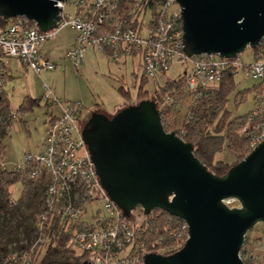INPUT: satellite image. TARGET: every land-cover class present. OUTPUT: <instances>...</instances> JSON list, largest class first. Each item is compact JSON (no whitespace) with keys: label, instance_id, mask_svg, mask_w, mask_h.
I'll return each instance as SVG.
<instances>
[{"label":"built area","instance_id":"built-area-1","mask_svg":"<svg viewBox=\"0 0 264 264\" xmlns=\"http://www.w3.org/2000/svg\"><path fill=\"white\" fill-rule=\"evenodd\" d=\"M154 1L156 14L149 15L146 20V12L138 8V4L129 3L126 17L119 18L115 12L120 0H66L57 3L61 9L60 19L49 33H42L34 22L24 17L8 20L0 30V94H5L12 61L36 76L54 71L55 64L43 58L40 49L46 42L54 40L58 32L70 28L76 32L75 47L66 53L65 59L75 69L84 63L88 48L99 53L109 50L113 60H118L121 55L138 56L142 76L158 86L172 66L180 65L186 79L183 92L189 95L190 103L194 97H201L198 90L216 87L223 73L230 69L256 80L261 88L253 95L252 109L241 130L244 134L251 128L248 133L250 148L256 147L264 140V38L259 44L262 50L258 58L249 65L241 64L238 57L185 56L178 5L173 0ZM66 4L74 10L73 14L65 13ZM43 91L42 99L47 105L57 107L60 115L47 125L41 150L24 153L13 168L24 174L19 184L22 190L28 183L41 186L35 225L40 235L29 254L24 252L19 257L22 263L38 260L35 247L54 239V233H41L43 226L50 227L54 221L59 233L68 238V247L83 256L86 264H143L144 254L153 252L169 256L179 251L188 238L187 225L177 218L170 219L166 228L169 238L152 240L144 239L137 224L132 225L121 218V211L97 184L93 163L88 160L80 139V124L85 121L82 104L57 99L45 84ZM178 101L175 94L165 96L158 105L159 112L164 113ZM21 116L19 108L10 111L11 122ZM0 167L4 169L2 164Z\"/></svg>","mask_w":264,"mask_h":264},{"label":"water","instance_id":"water-1","mask_svg":"<svg viewBox=\"0 0 264 264\" xmlns=\"http://www.w3.org/2000/svg\"><path fill=\"white\" fill-rule=\"evenodd\" d=\"M65 1L0 0V19L24 17L49 33L60 19L57 3ZM173 1L185 56L235 59L264 38V0ZM79 135L97 184L121 218L158 209L187 225L179 251L144 254L143 264H245L239 257L245 236L264 224V140L218 177L194 156L192 144L164 130L151 100L117 109L111 118L90 111ZM228 200L239 207H228Z\"/></svg>","mask_w":264,"mask_h":264},{"label":"trees","instance_id":"trees-1","mask_svg":"<svg viewBox=\"0 0 264 264\" xmlns=\"http://www.w3.org/2000/svg\"><path fill=\"white\" fill-rule=\"evenodd\" d=\"M129 3L132 5L138 4V8L140 7L146 13H150L151 16L156 14L157 6L154 0H120L115 15L119 18L126 17L130 10ZM136 22L135 20L134 25H136ZM6 23L7 21L0 19V30L4 28ZM260 50H262L261 46L252 50V60L258 58ZM110 55L112 54L110 53ZM238 72L236 69L224 72L220 83L216 87L198 90L201 97H194L191 103L189 95L183 92L186 83L184 74L178 80H170L164 76L163 84L158 86L152 93L144 91L149 81L142 76L135 102L151 100L156 103L158 108V105L163 102L164 97L167 95L172 96L175 94L180 101L188 100L187 114L181 123L180 130L176 132L184 142L193 145V154L200 163L209 172L221 177L252 150L250 148V137L248 136L251 128L248 129V133H241L250 112L242 116L232 117L227 108L228 98L236 89L234 77ZM260 88L259 84L255 86L253 95ZM119 92L124 99L129 100L127 91L120 89ZM245 97V92L237 93L234 98L235 108L245 101ZM41 100L42 97L39 100L25 98L19 107L20 113L23 114L25 111L38 107ZM128 106L130 105L123 108ZM45 107L49 109V105L45 104ZM169 110L167 108L164 113H160L161 122L166 132L175 130L173 124L167 126L164 123V119L172 114ZM95 111L99 112L98 109ZM9 115V102L4 94H0V164L3 162L5 153L3 142L7 137V129L11 124ZM53 121L54 119L51 118L48 124ZM223 151H227L234 157L233 164L227 165L221 161H215L216 155ZM23 178L24 174L20 171L0 169V264H23L19 257L24 252L29 254L30 248L40 235L35 225L39 213L41 186H32L28 183L15 203L11 202L10 199L12 196L11 188L19 186ZM152 213H158L159 215L155 218L153 226L144 233V239L155 240L160 237L168 239L167 227L169 220H174V218L158 209L152 211ZM127 221L132 225L135 224L132 219ZM41 233H54V239L35 247V258L38 257V260L36 262L32 260L30 264H86L82 260L83 256L77 255L68 247V238L59 233L56 221L50 227L44 224ZM13 256H15V259L12 260L11 257Z\"/></svg>","mask_w":264,"mask_h":264},{"label":"rangeland","instance_id":"rangeland-1","mask_svg":"<svg viewBox=\"0 0 264 264\" xmlns=\"http://www.w3.org/2000/svg\"><path fill=\"white\" fill-rule=\"evenodd\" d=\"M65 13H72V8L68 4L65 5ZM149 15L150 13H146L144 18L147 20ZM64 36L70 37L68 30L61 31L56 39L46 44L45 50L42 52V56L53 58L52 62L56 64L54 71H45L38 76L30 71L24 72L19 79H15L7 85L5 90L11 112L16 111L27 97L39 100L44 94L43 84L50 88L57 99L63 102L81 103L85 114H88L90 110L101 109L100 113L111 118L117 109L137 103L126 100L125 104L119 92L123 87L129 90L132 101L136 98L139 82L134 83L131 62L124 65L118 60H107L102 53L93 54L89 51L85 56L84 63L75 69L68 60L64 59L67 49L64 44L60 43L65 38ZM238 58L241 64L249 65L252 62V50L247 48ZM182 76L183 67L180 65L172 66L166 75L170 80H178ZM234 81L236 89L228 98L227 108L232 117H237L245 115L252 109L253 88L258 85V82L247 78L240 71L235 75ZM160 83L162 85L163 80ZM157 87V83L149 82L144 91L152 93ZM238 92H245L246 97L245 101L235 108L234 98ZM188 104V100H181L174 107L172 106L169 110L172 114L164 119L165 125L173 124L174 131H179L187 114ZM53 111L55 110L53 109ZM49 113L50 111L45 107V101L41 100L38 107L25 111L19 119L11 122L7 129V137L3 142L5 153L1 164L5 170H13L14 166L22 160L25 152H34L36 144L42 137L43 123ZM215 161L231 165L234 163V157L227 151H223L216 155ZM11 192V202L15 203L22 189L17 185L11 188ZM226 203L230 208L239 207V204L233 200H228ZM158 215V213H151L144 216L141 209L138 208L131 213V219L140 227V231L144 235L146 230L153 226ZM239 257L245 264H264V224H257L246 234Z\"/></svg>","mask_w":264,"mask_h":264},{"label":"crops","instance_id":"crops-1","mask_svg":"<svg viewBox=\"0 0 264 264\" xmlns=\"http://www.w3.org/2000/svg\"><path fill=\"white\" fill-rule=\"evenodd\" d=\"M74 13V10L72 9V13H69V14H73ZM63 30H68V35L70 36L69 38H67L66 36H64L65 38L63 40H61V44H64V46L66 47V53L70 50H72L74 47H75V39H76V32L70 28H66V29H63ZM61 30V31H63ZM60 31V32H61ZM58 32V34L60 33ZM70 32V33H69ZM57 34V35H58ZM57 37V36H56ZM56 39V38H55ZM53 41V40H51ZM50 42V41H48ZM46 42L40 49V54L42 56V52L43 50H45V46L46 44L48 43ZM92 52L93 54H98L99 52H96L94 49L92 48H88L87 51L85 52L84 54V61H85V56L88 52ZM65 53V55H66ZM111 51H105L103 52L102 54L107 58V60H113L111 55H110ZM43 58H47V57H44L42 56ZM47 59H50V60H53V58H47ZM64 59H65V56H64ZM66 60V59H65ZM114 61V60H113ZM118 61H121L124 65H127L128 62H131V71H132V76L135 78L134 80V83L136 84L137 82L140 83V79L142 77V69H141V62H140V59L138 58V56L136 55H131V56H126V55H121L118 59ZM69 62V61H68ZM71 63V62H70ZM72 64V63H71ZM56 66V64H55ZM56 68V67H55ZM29 70H26L22 67H20L15 61H12L11 64L9 65V69H8V77H7V82H6V86H5V89L7 87L8 84H11L15 79H19L20 75L24 72H28ZM31 72V71H30ZM32 73V72H31ZM184 73V72H183ZM167 75V74H166ZM165 75V76H166ZM168 78V77H167ZM139 80V81H138ZM138 83V85H139ZM120 89L124 90V91H127L128 94H129V90L127 89H124L123 87H121ZM138 91V90H137ZM5 98L8 100V95L6 93V90H5ZM136 96H137V93H136ZM29 98V97H27ZM137 98V97H136ZM136 98L134 101H132L131 97H130V94H129V100L130 102H134L136 101ZM43 100V99H42ZM123 100L125 101V104H126V99L123 98ZM9 102V100H8ZM46 104V103H45ZM124 105V104H123ZM98 107V106H96ZM53 109L55 111H53ZM96 110V109H95ZM93 110V111H95ZM99 111L101 109H98ZM48 111H50V117H49V114L48 116L46 117V120L44 121L43 123V134H42V137L40 139V141L36 144L35 146V149H34V152H38L41 150V147H42V142H43V138H44V134H45V131H46V128H47V125H48V122L51 118H56L60 115V111L57 107H52V106H49V109ZM91 111V110H90ZM86 112L83 113V117L86 118L87 114H85ZM89 113V112H88ZM27 153V152H25Z\"/></svg>","mask_w":264,"mask_h":264}]
</instances>
